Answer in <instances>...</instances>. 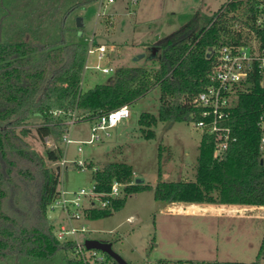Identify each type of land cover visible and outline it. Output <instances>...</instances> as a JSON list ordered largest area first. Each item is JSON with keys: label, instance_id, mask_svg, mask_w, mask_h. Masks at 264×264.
<instances>
[{"label": "trees", "instance_id": "obj_1", "mask_svg": "<svg viewBox=\"0 0 264 264\" xmlns=\"http://www.w3.org/2000/svg\"><path fill=\"white\" fill-rule=\"evenodd\" d=\"M0 1L2 15L8 17L9 2ZM14 1L19 2L13 8L16 12L8 17L4 39L0 36V262L8 257L48 259L63 251L68 264H86L74 253L75 241H62L49 217L61 173L60 167L54 169L50 163L61 161L64 148H47L40 153L25 139L29 129L17 128L25 126L31 117H39L40 138L52 136L63 142L72 112L83 120H93L123 105L131 106L155 86L161 89L159 113L157 117L142 114L143 126L150 128L158 120L199 119L190 99L211 83L216 57H208L209 50L216 51L227 37L234 38V22L244 23L245 16L253 18L255 0H228L215 14L201 19L195 14L186 25L156 42L161 49L156 69L119 67L112 79L86 91L81 82L89 46L78 40L76 32L81 28L70 23V18L76 23V17H83L76 11H83L96 0ZM240 7V15L235 16ZM261 34L264 36V32ZM250 81L253 86L239 94L228 121L236 141L224 158H214L215 136L204 133L196 180L160 181L155 187L156 200L264 205V128L259 125L264 116V87L257 76ZM55 110L63 113L55 115ZM144 132L147 138L155 136L152 129L144 128ZM133 174L132 167L121 162L106 163L94 171L101 191H108L114 179L131 183ZM139 188L152 189L136 183L127 185L125 192L130 194ZM124 201L125 197L113 201L111 208L94 209L89 218L108 216ZM103 255L98 264H119L107 253ZM262 256L264 238L256 262ZM165 262L160 264H247Z\"/></svg>", "mask_w": 264, "mask_h": 264}, {"label": "rangeland", "instance_id": "obj_2", "mask_svg": "<svg viewBox=\"0 0 264 264\" xmlns=\"http://www.w3.org/2000/svg\"><path fill=\"white\" fill-rule=\"evenodd\" d=\"M8 2L6 7L10 9L8 17L11 18L16 12L13 8L19 2ZM227 2L228 0H139L136 10L129 16L124 14V5L119 2L117 12L122 14L115 17L113 28L107 25L104 18H97L99 5L93 2L83 11H76L84 17L81 27L72 18L70 23L81 28L76 32L79 41H89L94 37L95 42L107 44L111 57L101 60L100 67L114 65L118 69L120 66H144L156 69L158 54H161V49L156 45L159 39L186 25L195 14L200 19L215 14ZM2 4L0 1V8ZM241 9L242 7L234 12L235 16L240 15ZM8 17L2 15L0 9L2 39L6 35V24L10 21ZM236 24L240 25V20L233 23L232 30ZM141 54L144 56L135 61L134 58ZM90 57L93 64L98 62L97 53ZM113 77V73L88 68L82 76V88L86 91ZM160 103L161 89L155 86L130 106V116L110 129L109 137L93 144H67L65 141L57 142L52 136L41 139L37 132L41 122L39 117H31L25 126H19L17 130L28 128L29 134L25 139L40 153L44 154L47 148H64L61 161L65 159L67 167L63 168L61 161L50 163L54 169L61 168L59 190L91 188L95 183V168L111 162L126 163L132 167L134 174L131 184H136L137 179H141L142 182L137 184L152 187L139 188L130 194L125 192L123 205L119 209H113L108 216L72 221L75 226H87L88 231L82 235L84 239L111 242L114 250L128 263L160 264L166 263V260H198L264 264V256L256 262L264 238V219L172 213L168 212L161 201L155 199V187L160 181L196 180L203 137V131L197 129L193 121L158 120L150 128L143 126L140 123L142 114L150 113L157 117ZM92 124L91 120L83 119L71 123V138L88 140ZM144 128L154 130L155 136L147 138ZM79 146L82 150H79ZM261 152L264 160V144ZM79 160L85 162L84 168L77 165ZM49 215L56 231L61 223L69 225L61 208L49 210ZM0 264L68 262L65 253L60 251L48 259L8 257Z\"/></svg>", "mask_w": 264, "mask_h": 264}, {"label": "built area", "instance_id": "obj_3", "mask_svg": "<svg viewBox=\"0 0 264 264\" xmlns=\"http://www.w3.org/2000/svg\"><path fill=\"white\" fill-rule=\"evenodd\" d=\"M99 5L97 18L109 20V26L114 25V19L122 13L117 12L119 2L124 5V14L132 15L139 4V0H96ZM107 22V23H108ZM264 0H255V13L252 19L245 16L244 23L236 24L233 29L234 38H226V41L215 51L216 61L211 75L210 85L190 99V103L198 109L199 119L193 122L203 134L215 136L214 158H224L230 144L236 141L232 128L228 124L233 108L237 104L240 93L250 90L253 86L251 78L257 76L264 87ZM88 43V55L84 71L88 68L100 69L103 73H115L113 66L100 67L101 60L108 56V46L105 43H97L92 37ZM97 53L96 64L89 63V56ZM211 55V56H212ZM82 84V82H81ZM62 110H55V115H61ZM130 116V106L123 105L117 109L103 113L91 120V136L88 140H74L67 130L63 134V141L67 144H93L110 136V129L120 121ZM76 111L72 112L69 123L81 120ZM259 125L264 128V116ZM264 144V134L261 138V147ZM79 150L82 147L79 146ZM61 166L67 167V161L63 159ZM77 165L84 168L85 162L79 160ZM98 170L95 168L94 171ZM133 183V181L131 182ZM130 183V184H131ZM128 185L119 179L112 180L108 191L98 189V181L91 188L81 187L75 191L59 190L55 199L49 206V210L61 208L65 213L69 225L61 223L57 228V235L62 241H75L74 253L86 264H98L103 261L104 255L97 249L89 250L85 246L83 233L88 231L86 225L75 226L72 221H81L89 218L94 209L104 210L111 208L113 201L124 197L125 188ZM87 200V203H84ZM51 218V215H50Z\"/></svg>", "mask_w": 264, "mask_h": 264}, {"label": "crops", "instance_id": "obj_4", "mask_svg": "<svg viewBox=\"0 0 264 264\" xmlns=\"http://www.w3.org/2000/svg\"><path fill=\"white\" fill-rule=\"evenodd\" d=\"M114 25H115V21H114ZM114 25H112L111 27L113 28ZM95 34L96 32H94V35ZM110 57L111 54L108 50V58ZM90 58L91 57L89 56V63L93 64ZM140 58L142 57H137V59L134 58V60L137 61ZM123 60L126 61L125 59ZM112 66L115 67L114 65ZM120 67H126V66H120ZM161 202L166 206L168 212H172V213H183L189 215H207V216H214L219 218L252 217V218L264 219V205L223 204V203H211V202H202V203L171 202V201H161Z\"/></svg>", "mask_w": 264, "mask_h": 264}, {"label": "water", "instance_id": "obj_5", "mask_svg": "<svg viewBox=\"0 0 264 264\" xmlns=\"http://www.w3.org/2000/svg\"><path fill=\"white\" fill-rule=\"evenodd\" d=\"M77 21V25L78 26H82L83 23V17L82 16H78L76 18ZM213 53V49L211 48L209 50V54L208 57H211ZM143 54L138 55L137 57H142ZM137 57L135 59H137ZM261 163H264L263 158L261 159ZM142 180L141 179H137V183H141ZM85 246L87 249L92 250V249H97L102 251L103 253H107L108 255H110L111 257H113L119 264H130L128 263L118 252H116L113 248V244L111 242H107V241H100V240H96V239H86L85 240Z\"/></svg>", "mask_w": 264, "mask_h": 264}]
</instances>
